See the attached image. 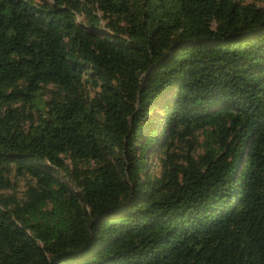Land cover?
Wrapping results in <instances>:
<instances>
[{"label": "trees", "instance_id": "16d2710c", "mask_svg": "<svg viewBox=\"0 0 264 264\" xmlns=\"http://www.w3.org/2000/svg\"><path fill=\"white\" fill-rule=\"evenodd\" d=\"M0 264H264V0H0Z\"/></svg>", "mask_w": 264, "mask_h": 264}]
</instances>
